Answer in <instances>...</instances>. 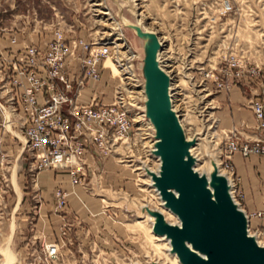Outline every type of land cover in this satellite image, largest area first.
Instances as JSON below:
<instances>
[{
	"label": "rangeland",
	"instance_id": "obj_1",
	"mask_svg": "<svg viewBox=\"0 0 264 264\" xmlns=\"http://www.w3.org/2000/svg\"><path fill=\"white\" fill-rule=\"evenodd\" d=\"M137 21L160 37V64L171 76L173 104L183 102L184 110L177 111L186 133H200L195 143L199 147H192L195 167L205 163L200 172L209 170V150L219 171L229 176L219 165L225 132L236 128L241 139L253 131L264 133L256 128L252 109L257 101L264 104V0H0V51L31 42L45 44L55 30L63 33L66 43L83 39L90 46L107 44L111 58L101 61L99 79L86 78L75 87L77 100L88 103L95 97L110 103L115 87L122 86L133 94L129 100L135 104L131 146L118 142L108 154L92 149L77 183L65 168H34V155L22 147V135L0 130L3 140L12 144L0 181V264L8 240L23 264H46L45 244L54 240L59 252L52 264H133L131 259L150 264V256L166 264L175 258L167 252V241L153 234L150 217L141 218V204L161 207L145 170L136 169L141 159L156 166L158 160L146 156L154 136L149 135L151 127L142 110L141 85L125 84L114 63L123 62L121 67L144 83V57L151 39L128 24ZM10 35H15V42ZM116 36L123 46L114 45ZM74 62L75 77L79 59ZM233 154L235 188L246 209L243 188L238 186L250 182L249 165L264 185V154ZM58 188L70 192L64 204L55 196ZM259 202L264 210V186ZM164 213L170 222L177 220L167 210ZM260 224L253 227L261 231L258 242L264 243Z\"/></svg>",
	"mask_w": 264,
	"mask_h": 264
},
{
	"label": "built area",
	"instance_id": "obj_2",
	"mask_svg": "<svg viewBox=\"0 0 264 264\" xmlns=\"http://www.w3.org/2000/svg\"><path fill=\"white\" fill-rule=\"evenodd\" d=\"M10 38L12 43L16 41L15 35ZM65 39L60 30H55L45 44L31 42L0 51V130L12 135L18 131L22 135V147L34 155V168H65L71 182L77 183L85 169L84 158L92 149L108 154L118 142L131 146L135 126L131 107L135 104L129 100V97L134 99L133 94H128L122 86L115 87L110 103L98 102L95 97L88 103L79 102L75 87L82 85L86 78L99 79L101 61L110 53V48L107 44L90 46L83 39L66 43ZM75 58L79 59L80 72L74 77ZM125 74L134 73L128 68L122 75ZM132 76L134 80L123 78L125 84L140 85L136 75ZM129 92L134 89L130 88ZM252 109L256 128L263 130L264 104L257 101ZM3 139L0 136V181L7 163ZM223 139L221 165L232 175L230 158L234 152L244 157L251 153L264 154V133L257 138L241 139L233 128L224 133ZM152 147L148 146L146 156L158 160ZM235 187L234 182L233 197L240 203ZM69 193L58 188L55 192L58 203L64 204ZM251 216L261 218L264 210L248 213ZM250 224L248 229L257 232L259 237L261 231ZM44 251L45 263L52 264L58 258L59 244L55 240L47 242Z\"/></svg>",
	"mask_w": 264,
	"mask_h": 264
},
{
	"label": "water",
	"instance_id": "obj_3",
	"mask_svg": "<svg viewBox=\"0 0 264 264\" xmlns=\"http://www.w3.org/2000/svg\"><path fill=\"white\" fill-rule=\"evenodd\" d=\"M144 57L146 115L156 128L155 153L159 174L152 172L166 205L177 214L178 224L166 222L160 213L154 222L156 233H166L183 264H264V246L248 233V220L227 191L226 180L215 176L213 191L207 179L192 167L190 142L171 107L167 88L170 78L155 60L157 39Z\"/></svg>",
	"mask_w": 264,
	"mask_h": 264
},
{
	"label": "bare ground",
	"instance_id": "obj_4",
	"mask_svg": "<svg viewBox=\"0 0 264 264\" xmlns=\"http://www.w3.org/2000/svg\"><path fill=\"white\" fill-rule=\"evenodd\" d=\"M96 4H99V3H96ZM103 14H108L109 13V11H107V10H103V11H101ZM110 15V14H109ZM126 23H128V22H125V24ZM128 24H130V25H132L133 27H134V29L138 32V33H140V34H148V35H154L155 34V31H153V30H151V29H149V28H147V27H143L144 29H142V28H140L137 24H138V21L136 22V23H128ZM143 30H145V31H143ZM118 39H121L119 36H116V38H115V40L114 41H112L113 43H115L114 45L115 46H118V47H120V46H123V44L122 43H120V42H118ZM156 39H157V42H158V45H157V49H156V52H155V60L158 62V64H159V66L167 73V75L169 76V78H170V82H169V85H168V88H167V91H168V94H169V96H170V101H171V107H172V110L174 111V113L176 114V116L178 117V119H179V121H180V124H181V126H182V128H183V131H184V135H185V140L186 141H188V142H190V144H189V147H188V155L189 156H191L192 158H193V164H192V167H193V169L195 170V171H197L199 174H202V175H204L205 177H206V179H207V185H208V187L213 191V185L216 183V180H215V176H220V177H223L225 180H226V184H227V191H228V193H229V195H230V197L232 198V200L235 202V204L237 205V207L239 208V209H241L244 213H245V215H246V217H247V220H248V226H249V222H250V219H248L249 217H248V213L246 212V210L240 205V203L239 202H237V200L233 197V189H234V179H233V175H232V173H230L229 171H227L226 169H224L223 168V166L221 165V161L219 160V165H220V168H222V170H224L229 176H227L226 174H224V173H221L220 171H219V167H218V164H217V162H216V160H215V158H214V156L209 152V150H205V155L209 158V162H210V167H209V170H208V172L206 173V172H200L199 170L202 168V169H204L205 167H202V166H204V164H202V166L201 167H195V165H196V162H197V157H196V153L194 154L193 153V149L194 148H192L194 145H195V143L197 142V137L200 135V133L198 132V133H195L194 135H192V134H189V133H186V131H185V129H184V127H183V125H182V120L180 119V115L181 114H179L178 113V111L177 110H184L183 109V106H182V104H183V102L181 101V99H176V101H181L179 104L177 103H174L173 104V101H172V96H171V76H170V74L168 73V70H166L165 68H164V66H163V64L161 63L160 64V52H161V46H160V44H161V40H160V37H156ZM111 45V44H110ZM114 45H112V46H114ZM109 46V45H108ZM107 58H111V57H109V56H106L104 59H103V63H104V61L107 59ZM121 61H122V59H120ZM115 64H116V66L119 68V66H120V70H119V72H118V76L119 77H121L122 76V74H124V73H126L127 71H128V68H125V67H121V66H123V62H120V63H116V62H114ZM172 65V64H171ZM105 66V65H104ZM132 75H134V74H125V76H122L121 78L123 79V78H130V79H133L134 80V77L132 76ZM129 83V82H128ZM134 85H136V83H134ZM141 85V88L142 89H140V91L141 92H143L142 94V98L146 101L147 100V95H146V83H145V81H144V83H142V84H140ZM132 91V90H131ZM185 108V107H184ZM186 109V108H185ZM142 110L146 113V111H147V106H146V103H144L143 105H142ZM147 120H148V122H149V127H151V134H152V136H154V137H152L151 139L153 140H151L150 141V143H148L149 144V146H153L152 148H151V150L153 149V150H155L156 149V143H157V141L159 140L158 139V137L156 136V128H155V126H154V124H153V122L151 121V119H150V117H148L147 116ZM23 140H24V138H23ZM199 145H200V143H197L195 146H196V148L195 149H197L198 147H199ZM154 154V156H157V159H158V162L156 163V166L154 167V166H149V162L147 161V159H141V161L138 163V166L136 167V169H138V170H145L144 171V173H146L147 175H148V177H149V179H150V184H149V186L151 187V188H154L155 189V192L157 193V195H158V198H159V200H160V208H156V207H154V206H151L150 204H148V203H143V204H141L140 205V207L142 208V215H141V218H143V219H145V218H147V216L148 217H150V220H148V222L150 223V225H151V230H152V232H153V234L154 235H156V236H158V237H161L162 238V240L163 241H167V243H168V249H167V252H168V254H169V256H175V258L172 260V261H170L169 263H168V261H167V263L166 264H176V261H178V263L179 264H183L181 261H180V259H179V257H178V255H177V253H176V251L173 249V247H172V243H171V239H170V237L166 234V233H156L154 230H153V225H154V222L156 221V219H157V213H160L161 215H162V217H163V219L166 221V222H168V223H171V224H178L179 223V218H178V216H177V214L175 213V212H173L167 205H166V201L162 198V196H161V193H160V190H159V188L155 185V180L153 179V177H152V172H155L156 174H159V170H160V166H161V159H160V156H159V154H157V153H153ZM198 156V155H197ZM132 160V159H131ZM207 164V163H206ZM152 165V164H151ZM199 169V170H198ZM148 183V182H147ZM18 190V189H17ZM164 210H167L168 212H170L171 214H173L175 217H176V221L174 222H170L169 220H168V215H166L165 213H164ZM167 216V217H166ZM248 226H247V229H248ZM248 233L250 234V235H252V236H254L255 237V239H256V241L258 242V237H257V234L256 233H252L251 232V230H249L248 229ZM260 245H263L264 246V243H262V242H258ZM2 262H1V264H23L22 263V261L20 260V258H19V256H18V253H16L15 251H13V249H11V247L9 246V240L7 241V242H5L4 241V246L2 247ZM131 262L133 263V264H140V263H138V262H136L135 260H132L131 259ZM149 263L150 264H162L159 260H156L155 258H153V257H151L150 256V258H149Z\"/></svg>",
	"mask_w": 264,
	"mask_h": 264
},
{
	"label": "crops",
	"instance_id": "obj_5",
	"mask_svg": "<svg viewBox=\"0 0 264 264\" xmlns=\"http://www.w3.org/2000/svg\"><path fill=\"white\" fill-rule=\"evenodd\" d=\"M252 133H253V134H251L252 138H257L258 135H259L257 131H253ZM2 145H3V149L5 150V152H6L7 156H8L6 158V161L8 162L9 156H10V151H9L8 147L11 148L12 144L8 140H5V141L3 140ZM235 153L236 152H234V154H233L234 157H236ZM238 153L241 155L240 152H238ZM260 163H261L262 169L264 170V156L260 157ZM248 167H249V171H250V175H251L250 182L245 184V185H243V186L239 184L238 187L239 188H243V193L245 194V197H246V199H245L246 209L245 208L244 209L246 210L247 213H250V212H253V211H257V210H262L261 209L262 207H261L260 202H259V196L261 194V190H262L264 185L262 186L260 178L256 175V170L254 171L251 165H249ZM254 169H256V168H254ZM252 197H255V200ZM254 218L255 219H252V216L249 218L251 225L253 223L252 220L254 221L252 226H254V225L258 226L260 223H261L260 224L261 226L262 225L264 226V217H262L260 220L258 219V221L256 219L258 217L254 216ZM254 227H256V226H254Z\"/></svg>",
	"mask_w": 264,
	"mask_h": 264
}]
</instances>
